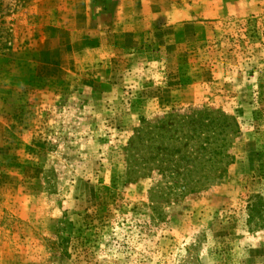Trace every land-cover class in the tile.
Instances as JSON below:
<instances>
[{"label":"rangeland","instance_id":"1","mask_svg":"<svg viewBox=\"0 0 264 264\" xmlns=\"http://www.w3.org/2000/svg\"><path fill=\"white\" fill-rule=\"evenodd\" d=\"M263 150L264 0H0V264H264Z\"/></svg>","mask_w":264,"mask_h":264},{"label":"trees","instance_id":"2","mask_svg":"<svg viewBox=\"0 0 264 264\" xmlns=\"http://www.w3.org/2000/svg\"><path fill=\"white\" fill-rule=\"evenodd\" d=\"M262 166H264V160L262 161ZM260 177L261 179L264 178V169H261ZM245 223L247 226L254 230L264 229L263 192L253 193L249 195L247 199Z\"/></svg>","mask_w":264,"mask_h":264}]
</instances>
